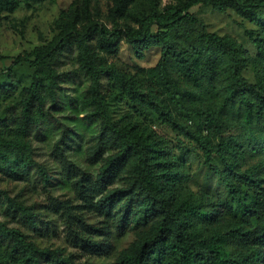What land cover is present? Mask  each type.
Listing matches in <instances>:
<instances>
[{
  "label": "rangeland",
  "instance_id": "1",
  "mask_svg": "<svg viewBox=\"0 0 264 264\" xmlns=\"http://www.w3.org/2000/svg\"><path fill=\"white\" fill-rule=\"evenodd\" d=\"M186 1L19 0L14 11H0V136L28 144L32 161L43 169L40 173L32 166L27 176L18 178L0 171V223L19 230L39 248L57 251L78 263L118 264L132 244L148 234L152 220L147 225L128 221L124 228H118L114 213L105 215L96 206L106 192L127 186V168L111 185H106L102 194L91 193V198L85 199L87 203L76 191L75 183L81 174L93 183L114 151L107 144L105 148L99 145L100 125L86 119L92 111L90 81L80 70L76 49L71 45L60 52L51 49L61 36L82 29L88 21H96L109 30L124 25L138 28L142 17L183 7ZM117 3L122 6L120 10H116ZM187 13L191 21L168 31L179 49L185 48L191 55L188 57L197 75L196 81H189L173 62L168 64L169 86L183 96L179 107L173 104L158 78L159 48L151 47L138 56L121 41L112 54L95 49L93 62L99 70L112 69L121 77L118 80L108 73L101 75L100 90L110 120L132 137L144 139L155 151L150 162L152 167L157 164V174H171L165 188L172 203L180 210L191 206L202 214L185 216L190 230L201 242L212 234H222L224 252L235 255L243 252L238 229L247 225L218 175L206 165L202 150L176 126L205 137L216 152L219 147L229 146L233 150V155H228L231 173L264 179V132L255 119L246 123L244 108L238 101H226V62L217 59L214 75L208 78L203 70V56H196L189 47L207 34L227 41L236 51L240 80L264 94V56L250 38L251 33L264 46V9L257 11L255 21L243 18L234 7L217 11L200 4ZM48 51L51 56L45 58V63L58 77L56 101L50 104L45 100L43 110L48 118L23 137L19 124L26 89L36 79L44 85L48 81L44 68L23 64L11 69V64L18 57L35 60ZM127 83L133 85L138 95L129 93ZM246 97L253 102L249 93ZM211 164L218 170L225 169L216 154ZM12 203L31 209L37 216V231L17 221L9 209ZM65 210L92 227L91 234H81L94 241V249L76 245L70 238ZM2 254L0 249V258Z\"/></svg>",
  "mask_w": 264,
  "mask_h": 264
},
{
  "label": "trees",
  "instance_id": "2",
  "mask_svg": "<svg viewBox=\"0 0 264 264\" xmlns=\"http://www.w3.org/2000/svg\"><path fill=\"white\" fill-rule=\"evenodd\" d=\"M18 4L19 0H0V11H14ZM200 4L209 5L217 11L234 7L243 18L250 21H255L257 11L264 9V0H187L183 7L168 8L162 14L142 17L137 22L138 28L124 25L109 30L96 21H88L82 29L61 36L51 49L60 52L69 45L76 49L80 70L90 81L89 104L92 111L86 119L99 123V145L105 148L107 144L114 151L93 183L81 174L75 183L76 191L86 202L91 198V193L102 194L106 185H111L127 168L128 172L125 173L127 186L106 192L96 202V206L105 215L114 213L118 228H124L128 221L136 225H147L152 220L148 234L135 241L129 251L119 258L118 264H264V179L254 180L245 175L231 173L228 169V155H233V150L229 146L219 147L216 152L205 137L188 132L179 125L176 126L187 139L202 150L206 165L218 175L239 217L247 225L245 229L239 228L237 234L243 252L229 255L221 247L224 241L222 234H212L202 242L197 239L196 233L190 230L185 216L199 212L191 206L180 210L172 203L165 188L172 179L171 174L169 172L157 174L155 170L157 164L152 167L150 162L154 159L155 151L151 150L144 139L132 137L129 131L112 122L104 109L105 102L100 90L101 75L108 73L110 76H116L118 80L121 77L112 69L108 72L99 70L93 62V51L98 49L105 53H115L121 41H125L138 56L151 47L160 49V58L156 65L158 78L173 104L179 107L178 101L183 96L169 86L166 77L168 64L173 62L189 81H196L197 75L194 63L188 57L191 55H188L185 48L179 49L176 42L169 37L168 31L191 21L188 9ZM121 7V4L117 3L116 10H120ZM153 27H156L155 31ZM250 38L258 52L264 56L261 41L253 38L251 33ZM189 47L196 56H203V70L208 78L214 75L217 59L226 62V75L229 81L226 101L228 103L238 101L244 108L246 123L255 119L261 124L264 132V94L255 86L247 85L240 80L235 65L236 51L230 44L213 34H207L203 39L191 42ZM47 56H51L50 51L35 60L18 57L11 64V69L23 64L44 68L48 81L44 85L36 79L26 89L19 124L23 137H27L32 129L39 128L48 118V113L43 110L45 100L47 99L50 104L56 101L55 88L58 77L45 63ZM127 88L130 94L138 95L133 85L127 83ZM248 93L252 96L253 102L246 97ZM1 127L0 123V129ZM215 154L225 166L224 171L212 166L211 161ZM31 157L32 151L28 144L23 141L6 140L0 136V171L18 178L27 176L30 168L34 166L38 172L43 173L41 166L34 163ZM7 202L11 201L7 199ZM9 209L23 226L38 230L37 216L30 208L12 203ZM64 214L70 238L75 244L94 249L96 246L94 241L81 234L83 231L85 234H91L94 231L92 227L86 225L80 216L71 211L65 210ZM131 215L134 217L129 219ZM0 249L3 252L0 264H92L78 263L70 256H61L57 251L39 248L19 230L7 228L2 223Z\"/></svg>",
  "mask_w": 264,
  "mask_h": 264
}]
</instances>
